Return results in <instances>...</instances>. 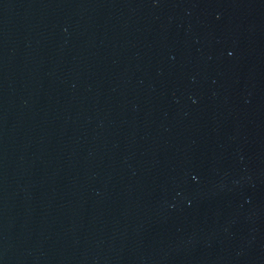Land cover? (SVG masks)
<instances>
[{"label": "water", "instance_id": "water-1", "mask_svg": "<svg viewBox=\"0 0 264 264\" xmlns=\"http://www.w3.org/2000/svg\"><path fill=\"white\" fill-rule=\"evenodd\" d=\"M0 264H264V0H0Z\"/></svg>", "mask_w": 264, "mask_h": 264}]
</instances>
